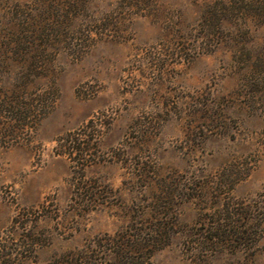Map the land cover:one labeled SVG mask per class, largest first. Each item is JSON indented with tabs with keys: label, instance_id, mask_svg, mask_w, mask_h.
Wrapping results in <instances>:
<instances>
[{
	"label": "rangeland",
	"instance_id": "374dc122",
	"mask_svg": "<svg viewBox=\"0 0 264 264\" xmlns=\"http://www.w3.org/2000/svg\"><path fill=\"white\" fill-rule=\"evenodd\" d=\"M119 1L92 0L77 19L75 29L97 30L108 15L117 17L101 35L93 33L82 54L64 42L54 46L41 80L58 89L54 107L27 139L0 149V241L25 253L14 264H45L124 228L139 212L155 216L160 177H172L203 187L190 191L195 199H174L176 232L152 264H264V234L246 249L196 244L228 197L264 209V95L249 97L242 88L247 55H264V23L248 21L241 37L239 24L226 21V36L205 53L194 50L198 23L214 0H151L136 9ZM35 2L0 0V39L20 28L17 5L36 13ZM35 13L27 14L43 23ZM97 117L108 126L82 179L91 191L88 201H72L71 161L56 153V139ZM147 171L156 172L148 185V176H139ZM232 174L246 176L229 191L222 183ZM44 202L46 211L29 227L49 235V243L27 252V231L23 223L12 228L14 217Z\"/></svg>",
	"mask_w": 264,
	"mask_h": 264
},
{
	"label": "trees",
	"instance_id": "16d2710c",
	"mask_svg": "<svg viewBox=\"0 0 264 264\" xmlns=\"http://www.w3.org/2000/svg\"><path fill=\"white\" fill-rule=\"evenodd\" d=\"M150 1L119 2L122 6L136 9ZM91 2L92 0H36V13L33 8L22 9L17 5L16 13L22 22L20 28H10L0 39V149L27 139L54 107L59 97L58 89L51 83L41 85L42 78L49 76L48 66L53 60L52 54L56 49L54 46L64 42L66 48L75 54H82L94 40L93 33H103L104 29H109L113 21H116L117 17L108 15L100 22L97 30L87 27L75 29L77 19L89 13ZM28 12L30 15L42 14L44 22L34 23ZM33 19L36 20V16ZM226 21L238 23L241 37H244L248 21L264 23V0H214L207 4L198 23L199 34L196 37L199 44L195 45L194 50L211 53L212 41L226 36ZM247 56L251 66L248 64V77L242 88H246L249 97L258 93L264 95V55L255 61L250 55ZM107 126L101 118H91L79 128L56 139V153L71 161L74 181L72 201L79 197L87 200L91 188L88 184L82 185V179L86 176L87 167L97 159L95 150L99 149L101 135ZM155 175L154 171L139 174L140 178L148 176L146 185L152 182ZM244 176L246 174H236L234 178L232 174L225 178L222 185L231 191L234 183ZM202 187L200 184L190 188L181 180L160 177L156 197L152 199L150 208L155 216L147 217L139 212L124 228L97 235L83 247L62 253L45 264H152L156 251L168 245L176 232L175 222L171 218L173 212L170 210V206L175 205L174 199H195L197 195L190 191H198ZM47 207L44 202L38 209L24 208L14 217L12 228L15 230L23 223L21 227L23 231H27L24 235L25 247H29V250L26 248L27 252H33V248L49 243V235L43 237L29 227L33 217L39 211H46ZM212 215L214 217L209 220L208 227L202 228L198 233L196 244L201 247L213 249L237 245L238 248L246 249L264 234V209L253 208L232 197H228L219 212ZM37 220L35 219L36 222ZM19 251L14 252L10 245L0 241V263L14 264L23 260L25 253L23 250Z\"/></svg>",
	"mask_w": 264,
	"mask_h": 264
}]
</instances>
